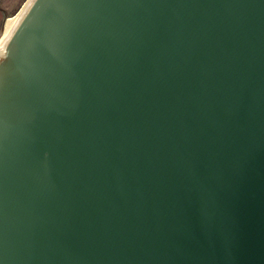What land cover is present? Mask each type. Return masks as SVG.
Wrapping results in <instances>:
<instances>
[{
	"label": "water",
	"instance_id": "1",
	"mask_svg": "<svg viewBox=\"0 0 264 264\" xmlns=\"http://www.w3.org/2000/svg\"><path fill=\"white\" fill-rule=\"evenodd\" d=\"M0 264H264V0H29Z\"/></svg>",
	"mask_w": 264,
	"mask_h": 264
},
{
	"label": "rangeland",
	"instance_id": "2",
	"mask_svg": "<svg viewBox=\"0 0 264 264\" xmlns=\"http://www.w3.org/2000/svg\"><path fill=\"white\" fill-rule=\"evenodd\" d=\"M27 0H0V33L3 25V17H12L20 10Z\"/></svg>",
	"mask_w": 264,
	"mask_h": 264
},
{
	"label": "bare ground",
	"instance_id": "3",
	"mask_svg": "<svg viewBox=\"0 0 264 264\" xmlns=\"http://www.w3.org/2000/svg\"><path fill=\"white\" fill-rule=\"evenodd\" d=\"M29 0H27L23 6H21L20 10L17 12V14H15L14 16L12 17H7L4 22H3V27H2V30H1V33H0V42L2 39H4L8 33V31L15 25L21 11L23 10L24 6L26 5V3L28 2Z\"/></svg>",
	"mask_w": 264,
	"mask_h": 264
}]
</instances>
